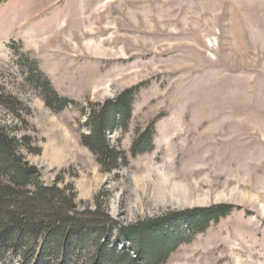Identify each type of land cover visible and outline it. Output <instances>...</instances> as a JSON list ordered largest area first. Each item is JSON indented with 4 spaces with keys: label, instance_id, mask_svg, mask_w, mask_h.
<instances>
[{
    "label": "rangeland",
    "instance_id": "obj_1",
    "mask_svg": "<svg viewBox=\"0 0 264 264\" xmlns=\"http://www.w3.org/2000/svg\"><path fill=\"white\" fill-rule=\"evenodd\" d=\"M22 60L77 103L50 109ZM136 86L129 128L108 136L129 164L105 172L81 142V109ZM4 97L16 103L0 102V124L32 138L41 152L27 160L47 184L72 185L82 209L99 195L128 225L235 207L163 264H264V0H4ZM151 123L153 148L133 157Z\"/></svg>",
    "mask_w": 264,
    "mask_h": 264
},
{
    "label": "trees",
    "instance_id": "obj_2",
    "mask_svg": "<svg viewBox=\"0 0 264 264\" xmlns=\"http://www.w3.org/2000/svg\"><path fill=\"white\" fill-rule=\"evenodd\" d=\"M27 62L22 60L28 69L27 81L50 109L61 111L77 103L61 96L36 65ZM137 90L138 86L128 88L116 98L90 102L81 109L88 129L81 142L105 172L129 164L126 152L108 136L117 128H129ZM0 102L16 103L11 97ZM154 133V123L138 131L130 150L133 157L153 148ZM25 152L40 154L41 148L33 145L30 136L18 137L8 125L0 124V264H163L179 243L190 241L235 208L222 204L124 225L109 215L99 195L93 209H82L72 185L61 187L63 179L47 184ZM175 219L185 226L173 225Z\"/></svg>",
    "mask_w": 264,
    "mask_h": 264
}]
</instances>
